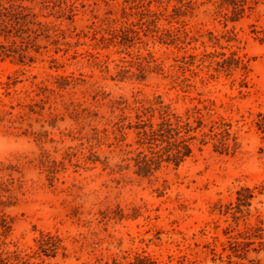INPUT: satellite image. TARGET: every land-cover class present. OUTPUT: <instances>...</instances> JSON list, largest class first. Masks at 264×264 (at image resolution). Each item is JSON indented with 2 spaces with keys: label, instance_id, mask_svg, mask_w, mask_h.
Instances as JSON below:
<instances>
[{
  "label": "rangeland",
  "instance_id": "obj_1",
  "mask_svg": "<svg viewBox=\"0 0 264 264\" xmlns=\"http://www.w3.org/2000/svg\"><path fill=\"white\" fill-rule=\"evenodd\" d=\"M247 1L252 8L235 22L218 12L219 0H183L192 9L178 13L177 0L27 2L56 26L59 44L41 37L47 49L32 51L38 61L29 66L0 58V102L13 112L0 123V179L11 189L1 194L15 196L4 209L13 226L0 236V252H30L44 232L66 247L67 256L59 249L51 264L126 263L137 255L156 264H264V133L256 124L264 116V0ZM147 11L155 16L142 19ZM124 27L136 31L128 43ZM221 54L243 59L245 77L216 71ZM18 69L25 71L16 74L17 93L38 99L31 83L40 81L55 90L43 117L16 120L22 109L4 83ZM157 97L183 117L203 116L198 139L223 120L236 149L220 153L208 137L205 145L194 140L179 166L164 162L152 176L136 175V134L126 129L121 141L114 123L122 114L135 119ZM42 130L48 134L39 142L31 132ZM44 152L64 164L52 180L39 161Z\"/></svg>",
  "mask_w": 264,
  "mask_h": 264
},
{
  "label": "trees",
  "instance_id": "obj_2",
  "mask_svg": "<svg viewBox=\"0 0 264 264\" xmlns=\"http://www.w3.org/2000/svg\"><path fill=\"white\" fill-rule=\"evenodd\" d=\"M179 3L178 7L174 8V12H180L186 7H191L190 2H183V0H177ZM254 1V0H253ZM29 3L35 2V0H0V58H9L14 64L19 66L31 65L38 61L36 55L31 54L33 51L35 54L42 56L41 49H47V46H41L39 44V39L43 37L46 41H50V44L57 46L58 40L53 39V37H58V29L55 25L50 23H45L40 21L39 13L35 12V7L31 6ZM45 8L43 3L42 9ZM246 8L251 9L252 7L248 4L247 0H219L217 9L218 12L223 14L227 20L235 22L242 14H244ZM192 9V7H191ZM142 19L146 16L150 18L155 16V13L151 11L139 13ZM176 14V13H175ZM154 22L152 19L149 23ZM122 32V39H126L127 43L131 41L132 37L129 36L131 33H135L132 28L124 27ZM53 33V35H52ZM264 35V30L258 31ZM48 51V50H46ZM59 49L55 50L57 53ZM221 59L219 61L215 60L216 71L225 72L231 75L234 71H241L242 76L245 77L248 71V65L243 59L230 55L225 57L221 54ZM138 59H145V57H137ZM52 63L57 64L58 60L50 56ZM141 66L142 74H144L145 66ZM50 68L57 69V66H49ZM24 69H18L15 75L8 76L7 82L4 83V88L6 90V95H11L10 89H13L14 94L17 95L16 101L17 106L22 110L14 115L16 120H26L30 118L31 114H38L43 117V111L45 105L49 101V96L47 93L54 94L55 90L49 88L44 84L43 81L38 83H31L36 90L35 99L30 96L27 90L20 91L17 93L14 87L21 81L19 76L16 74H24ZM53 77L52 75H49ZM143 77V76H141ZM35 78V77H33ZM55 78V77H53ZM143 79V78H141ZM245 78L240 80L243 85ZM65 86L60 85L58 88H64ZM25 94V97H21V93ZM44 95L43 98L40 96ZM7 105L0 102V123H2L8 115H13V112L8 110ZM11 110L14 109L13 106L9 107ZM27 109V111H23ZM200 113L197 109L195 113ZM51 122L49 125L54 127V120L56 116H53L49 112ZM261 118L256 122L258 128L264 133V116L259 115ZM191 115L186 114V117L176 114L171 109L170 105L164 104L162 100L157 97L156 100L148 105H141L137 108L135 119L129 116L120 115L119 121L115 122L114 125L119 132L120 140H124L126 137L125 130H132L136 134V140L134 143L137 147L131 152L135 156L131 158L134 162V173L138 176L147 177L152 176L153 173L159 170L162 163H171L174 166H179L187 158L193 155L192 143L194 140H199L201 145L207 143L206 138L208 137L213 141L214 149L220 153H229L231 150H235L237 144V137L230 132V125L223 120L219 122H214L211 125L210 133H202L201 136H196V132L205 126L202 117L195 116L191 119ZM158 120L155 122L154 119ZM38 121V120H37ZM215 125V127H214ZM29 127H31L29 125ZM44 125H41L43 128ZM216 128V130H215ZM34 137L39 142H43L44 138L47 136V131H32ZM232 141V142H231ZM127 146H131L130 144ZM44 159H40V164L45 166L48 170L49 177L52 180L55 176L56 169L58 166H64L63 161L57 162L48 158L46 153H43ZM92 157H95L94 153H91ZM70 156V154H66ZM94 162L97 158H89ZM11 177V176H10ZM7 182V181H6ZM0 179V236L7 238L10 235L13 226V218L4 212L6 207L13 205V200L15 196L9 195L6 199H3L1 192H10L11 189L8 188V183ZM14 183V178H10L9 184ZM248 193V198L253 196L252 191L249 188L242 189ZM121 212V211H120ZM104 218H109L108 212L103 213ZM116 215V214H115ZM118 218L123 217L121 212ZM62 239L57 235H51L50 233L40 232L39 238L35 240L36 248L30 249V252L26 250H2L0 252V264H51L47 262L48 260L55 258L62 249L61 254L66 257V247L63 246ZM103 264H156L155 261L151 260L147 256L137 255L133 261H128L126 263L119 262L117 259L113 258L111 263L105 261Z\"/></svg>",
  "mask_w": 264,
  "mask_h": 264
}]
</instances>
